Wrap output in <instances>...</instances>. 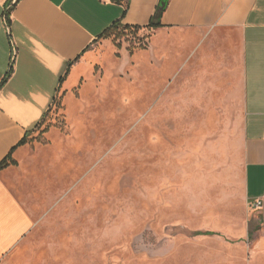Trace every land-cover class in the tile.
Wrapping results in <instances>:
<instances>
[{
    "label": "rangeland",
    "instance_id": "1",
    "mask_svg": "<svg viewBox=\"0 0 264 264\" xmlns=\"http://www.w3.org/2000/svg\"><path fill=\"white\" fill-rule=\"evenodd\" d=\"M149 38L94 42L28 137L11 184L36 222L20 264H264L240 96Z\"/></svg>",
    "mask_w": 264,
    "mask_h": 264
},
{
    "label": "crops",
    "instance_id": "2",
    "mask_svg": "<svg viewBox=\"0 0 264 264\" xmlns=\"http://www.w3.org/2000/svg\"><path fill=\"white\" fill-rule=\"evenodd\" d=\"M115 22L147 31L151 54L185 57L183 70L193 54L197 70L240 96L244 190L264 227V0H0V163L16 161L0 169V264H20L36 223L11 185L20 181V142L61 88L82 81L90 47Z\"/></svg>",
    "mask_w": 264,
    "mask_h": 264
},
{
    "label": "trees",
    "instance_id": "3",
    "mask_svg": "<svg viewBox=\"0 0 264 264\" xmlns=\"http://www.w3.org/2000/svg\"><path fill=\"white\" fill-rule=\"evenodd\" d=\"M150 26L154 27V28H158V27H161V24H151ZM122 27L118 22H115L110 28H108L104 34H102V37L103 36H108L113 30H116L118 28ZM124 28H130V26H125ZM73 62H70L68 64V68L66 69V72H65V76L68 75L69 71H70V67L72 65ZM64 78L61 79V81L63 82ZM47 115V114H46ZM27 137L24 138L21 142H20V145H23V144H26L27 143ZM10 164H16V161L14 159H12V155L9 154L1 163H0V169H3L5 167H7L8 165ZM198 233H202V234H214L215 232L213 231H199Z\"/></svg>",
    "mask_w": 264,
    "mask_h": 264
},
{
    "label": "built area",
    "instance_id": "4",
    "mask_svg": "<svg viewBox=\"0 0 264 264\" xmlns=\"http://www.w3.org/2000/svg\"><path fill=\"white\" fill-rule=\"evenodd\" d=\"M261 205H262L261 201H257L256 204H255L256 207H260Z\"/></svg>",
    "mask_w": 264,
    "mask_h": 264
}]
</instances>
